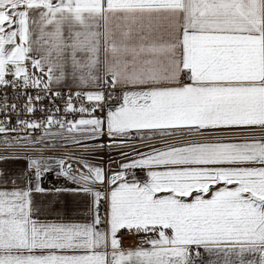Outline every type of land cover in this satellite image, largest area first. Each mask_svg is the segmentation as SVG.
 I'll return each instance as SVG.
<instances>
[{
  "label": "snow or ice",
  "instance_id": "1",
  "mask_svg": "<svg viewBox=\"0 0 264 264\" xmlns=\"http://www.w3.org/2000/svg\"><path fill=\"white\" fill-rule=\"evenodd\" d=\"M0 87V264H264V0H0ZM61 194L88 223L33 218Z\"/></svg>",
  "mask_w": 264,
  "mask_h": 264
},
{
  "label": "crops",
  "instance_id": "2",
  "mask_svg": "<svg viewBox=\"0 0 264 264\" xmlns=\"http://www.w3.org/2000/svg\"><path fill=\"white\" fill-rule=\"evenodd\" d=\"M67 88V87H65ZM248 135L264 136V132L256 131L248 133ZM106 143V140L103 141ZM99 143V142H98ZM9 156L17 155L23 157L25 154H7ZM97 159L93 163H103L107 168L109 166V156L112 157L111 167L116 168L121 158L113 150L111 153L107 148L102 149L101 152L96 153ZM3 156V155H2ZM102 158V159H101ZM27 161L24 159H9L7 161H0V172L6 173V177H0V190L12 191L14 189H22L26 187L27 176ZM142 175V173H138ZM16 179V184L11 182L5 183L4 179ZM41 186L52 189L58 186L72 187L70 182L65 178L58 177L55 170L46 173L41 178ZM38 194H33V199L36 200ZM52 201H55L53 204ZM39 212H34L33 218L39 220L41 223H55V224H83L89 222V217L86 215L87 206L82 199H76L71 196L61 194L59 197H41L39 200Z\"/></svg>",
  "mask_w": 264,
  "mask_h": 264
},
{
  "label": "built area",
  "instance_id": "3",
  "mask_svg": "<svg viewBox=\"0 0 264 264\" xmlns=\"http://www.w3.org/2000/svg\"><path fill=\"white\" fill-rule=\"evenodd\" d=\"M57 90L63 92V94L65 96V99H66V97H67V95H68V93L70 91L69 88L53 89V91H57ZM5 91H7V93H8V104L11 105L13 102H15L17 104V106H18V109H19L18 113L17 112H12L11 110H9V112H8L9 122L10 123H14L17 114L20 115L21 119H29L30 118L29 114H27L25 112V110H24L25 98L22 97V98L14 101V99H13V90L11 88H8V89L5 90L2 87H0V97H3V94H4ZM32 91H33V95H34V90H32ZM72 91H75V89H72ZM65 99H55V98L45 99L43 101L37 102V106L39 107L42 104L45 109L59 107L61 111L59 113H54V114L55 115H59V116H64L65 115V113H64ZM82 102L85 104V106L88 105L87 101H79V100H75V99L73 100V103L76 106H79ZM2 104H3V100L0 99V105H2ZM75 115L78 116L79 114H75ZM35 116L37 118H40L41 114L37 111L35 113ZM67 118L71 119L72 116L69 115ZM3 119H4V113H3L2 110H0V121H2ZM28 134L29 135H39V133H35V132H31V131H29ZM72 151H73V149L70 148V147L69 148H57L55 150V152H53V153H47L46 152L45 154L46 155L47 154L62 155L65 152H69L70 153ZM101 151H102V149L98 150L97 153H99ZM7 154H25V153H24L23 150L18 149V148H9V149L5 150L3 147H0V156L7 155ZM32 175H33V173L31 171H27V176L28 177H31ZM137 243H143V238L141 237V238L137 239L136 241H133L132 239H126L124 247L125 248H128L130 246L134 247L135 244H137Z\"/></svg>",
  "mask_w": 264,
  "mask_h": 264
},
{
  "label": "rangeland",
  "instance_id": "4",
  "mask_svg": "<svg viewBox=\"0 0 264 264\" xmlns=\"http://www.w3.org/2000/svg\"><path fill=\"white\" fill-rule=\"evenodd\" d=\"M205 259H207V257H205Z\"/></svg>",
  "mask_w": 264,
  "mask_h": 264
}]
</instances>
